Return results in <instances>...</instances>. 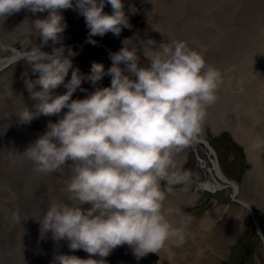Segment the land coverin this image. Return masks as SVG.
<instances>
[{"label": "rangeland", "instance_id": "1", "mask_svg": "<svg viewBox=\"0 0 264 264\" xmlns=\"http://www.w3.org/2000/svg\"><path fill=\"white\" fill-rule=\"evenodd\" d=\"M122 2L125 14L133 6L137 11L128 17L131 27L122 29L119 36L108 32L103 37H91L96 43H89L90 30L84 17L78 10L67 9L62 11L67 28L61 43L56 45L65 46V55L71 48L75 52L71 57L73 68L88 75L93 62L103 63L106 71L112 65L111 52L101 43L116 51L125 46L126 39H135V44L142 45L136 48L139 63L147 67L145 46L157 50L161 43L186 42L190 36L196 39L188 46L201 51L207 64L219 69L222 76L216 101L206 108L200 134L212 144L221 170L237 182L238 189L232 194L230 185L213 192L199 186L197 149L205 145L197 140L183 150L184 158L182 152L175 157L179 169L191 173L190 180L173 185L171 193L166 191V182H161L166 192L165 209L171 210L168 219L174 226L187 222L184 244L169 245L142 257H137L128 245H122L103 258V264H264L261 237L252 214L242 203L253 208L264 235V0ZM47 15V11L34 14L22 9L0 21V30L3 26V30L31 31L32 23ZM202 31L212 34V43L199 36ZM149 40L155 44L147 45ZM125 68L123 65L121 69ZM38 75L23 58L10 60L0 71V264H54L59 254L101 259L90 257L82 249L70 250L68 241L54 240L50 231L41 233L39 220L51 203L71 204L62 189L72 173L67 166L52 174L38 173L23 154L48 130L50 121L57 122L68 111L65 108L57 115L39 116L28 124L19 121L25 107L35 111L38 101L30 98L25 81H34ZM110 84L108 75L95 85L84 80L82 91L76 90L71 99H85L97 88ZM39 90L41 86L37 85L34 91ZM65 92L64 85L53 90L54 95ZM207 163L210 164L209 160ZM81 207L86 210L91 205ZM209 217L211 220L205 221Z\"/></svg>", "mask_w": 264, "mask_h": 264}, {"label": "clouds", "instance_id": "2", "mask_svg": "<svg viewBox=\"0 0 264 264\" xmlns=\"http://www.w3.org/2000/svg\"><path fill=\"white\" fill-rule=\"evenodd\" d=\"M106 3L111 14L104 12ZM22 9L48 15L32 23L41 44L30 45L22 57L39 74L34 81H25L30 98L38 103L35 111L25 107L19 121L28 124L68 109L57 122L50 121L48 130L23 153L38 173L52 174L66 166L72 173L62 189L71 204L51 203L39 220L41 233L50 231L54 240L68 241L70 250L101 258L59 254L54 264H103V258L122 245L137 257L169 245L182 246L187 222L174 226L168 219L171 210L165 209L161 182L171 193L173 185L190 180L191 173L181 171L175 157L199 137L206 108L215 103L222 83L219 69L183 41L161 43L157 50L145 46L149 64L143 67L137 49L126 39L124 47L110 53L107 71L103 63L93 62L90 74L84 75L73 68L71 48L67 55L63 45L51 53L41 48L49 41L61 43L67 28L62 11L67 9L84 17L89 43H96L91 37L108 32L119 36L131 27L122 0H0V21ZM130 11L137 10L133 6ZM70 69L71 79L65 83ZM105 75L111 77L110 86L97 88L85 99H71L82 81L95 85ZM37 85L41 90L34 91ZM61 85L67 91L54 95ZM84 204L91 207L85 210Z\"/></svg>", "mask_w": 264, "mask_h": 264}, {"label": "bare ground", "instance_id": "3", "mask_svg": "<svg viewBox=\"0 0 264 264\" xmlns=\"http://www.w3.org/2000/svg\"><path fill=\"white\" fill-rule=\"evenodd\" d=\"M111 5L110 4H105V7H104V12L107 13V14H111L112 13V10H111ZM125 12L127 10H124ZM257 14V13H255ZM128 17L132 15V12L126 14ZM253 21H255V16H253ZM258 24V22H257ZM3 27V26H2ZM1 27V30H0V56L2 55H5V56H2L0 57V71L3 69V66L6 65L7 63H9V59L7 57H11L16 60L18 58H22L24 53H25V50L30 46H35V45H40L41 44V37H39L38 35H33V30L29 31V30H25V31H22V30H13L11 31V29L9 28H5L4 30L2 29ZM190 29H192V25L190 27ZM195 36H197L196 34H194ZM212 35L211 33H208V32H204L202 31L201 33H199V36H202L204 38H208L211 43L213 42L212 39L209 38V36ZM198 37V36H197ZM196 39H192V36H190L186 42H187V45H189L190 43H192L193 41H195ZM128 45L132 46V47H135L137 48V46H142V45H139V44H135V39L133 38H129L126 40V42ZM216 45V44H215ZM53 47H60V45H53L52 43H49L45 46H43L41 48L42 51L44 52H47V53H51L52 50H53ZM204 47V46H203ZM210 48H212V46L210 45ZM220 48V47H219ZM222 48V47H221ZM215 49H217V45L215 47ZM6 62V63H5ZM5 63V64H4ZM71 69L69 70V76H67L65 78V83H67L70 79H71ZM84 86V85H83ZM85 87V86H84ZM77 90H81V87L78 88ZM87 90L90 92L92 91L90 88H87ZM67 91V89H66ZM93 92V91H92ZM81 93V92H80ZM83 95V94H82ZM74 96V95H73ZM73 96L71 98H73ZM84 97H87V95H83ZM203 136V135H202ZM204 137V136H203ZM205 138V137H204ZM214 148V147H213ZM216 151V150H215ZM197 152H198V156L200 157L201 162L205 164H207V160L210 159V152L208 151V149H203L202 147H199L197 149ZM181 156L182 158H184L186 156L185 152L182 151L181 153ZM200 165V164H199ZM209 166V165H208ZM207 167V166H206ZM201 168V167H200ZM207 175V174H206ZM208 178H210V174H208ZM238 189V187H237ZM3 196V195H2ZM211 220V217L209 218H205V221H209ZM202 224V223H201ZM1 228V227H0ZM3 230H5L3 228ZM15 237V236H14ZM17 238V237H16ZM15 238V239H16ZM22 241V240H21ZM2 245V244H1ZM22 245V243H21ZM5 248V247H4ZM14 252V251H13ZM2 253V252H1ZM7 254V253H6ZM15 254V253H14ZM13 255V253H12ZM2 256V255H0ZM9 256V255H8ZM16 256V255H15ZM148 256V255H147ZM5 257V256H4ZM1 258V257H0ZM3 258V257H2ZM17 259V258H16ZM144 259V258H143ZM2 260V259H1ZM4 260V259H3ZM10 260V259H9ZM21 260V259H20ZM25 260V259H23ZM7 261V259H6ZM2 262V261H1ZM10 262V261H9ZM5 263V262H4ZM21 263V262H20ZM8 264V263H7ZM11 264H13V262H11ZM17 264V263H16ZM33 264V263H32Z\"/></svg>", "mask_w": 264, "mask_h": 264}, {"label": "water", "instance_id": "4", "mask_svg": "<svg viewBox=\"0 0 264 264\" xmlns=\"http://www.w3.org/2000/svg\"><path fill=\"white\" fill-rule=\"evenodd\" d=\"M101 44L103 46H105V48L107 50H109L111 53L118 52L117 50L116 51L113 50L111 47H107L104 43H101ZM81 45H82V43L79 44L78 51L81 49ZM7 58L9 59V61L13 59L12 56L11 57H7ZM122 64L125 65L124 63H121L119 65V67L123 68ZM197 140H201L204 143V145H205L203 147V149L204 148L208 149V151L211 154L210 159H208L210 164H211V166L208 163L205 164V165H204L203 162L200 163V161H199V160H201L200 157H197V159H196V160H198V162L200 164V167H201V172L199 173V171H198V175H196V179L198 180L199 186L201 188H203V189H206V190H209V191L213 192V191H215L217 189H220L222 187L230 185V186L233 187L232 194H234L237 191L238 184L233 178H231L230 176H228L227 174H225L221 170V167L219 165V161L217 159V153H216L215 149L213 148V146L201 134L199 135ZM193 146L195 147V144ZM208 174H210V178H208ZM242 203H243L244 207H248L250 213L252 214L253 220H254V223H255V227H256V231L259 234V236L261 237L262 244H263V247H264V235L261 232V228H260V226L258 224L257 218L253 215L254 210L248 203H246V202H242Z\"/></svg>", "mask_w": 264, "mask_h": 264}, {"label": "flooded vegetation", "instance_id": "5", "mask_svg": "<svg viewBox=\"0 0 264 264\" xmlns=\"http://www.w3.org/2000/svg\"><path fill=\"white\" fill-rule=\"evenodd\" d=\"M118 46V45H117ZM119 48H121L120 46H118ZM117 51H119V50H117ZM211 144V143H210ZM212 145V144H211Z\"/></svg>", "mask_w": 264, "mask_h": 264}]
</instances>
